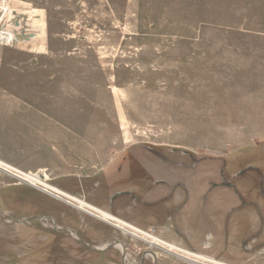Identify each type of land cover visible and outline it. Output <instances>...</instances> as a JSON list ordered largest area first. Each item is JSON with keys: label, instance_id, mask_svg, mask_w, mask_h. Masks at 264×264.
<instances>
[{"label": "rangeland", "instance_id": "rangeland-1", "mask_svg": "<svg viewBox=\"0 0 264 264\" xmlns=\"http://www.w3.org/2000/svg\"><path fill=\"white\" fill-rule=\"evenodd\" d=\"M262 197L264 0H0V264H264Z\"/></svg>", "mask_w": 264, "mask_h": 264}, {"label": "crops", "instance_id": "crops-1", "mask_svg": "<svg viewBox=\"0 0 264 264\" xmlns=\"http://www.w3.org/2000/svg\"><path fill=\"white\" fill-rule=\"evenodd\" d=\"M195 191H196V189L195 190L193 189V191L191 190V192L188 191V198L186 199V202L182 201V203H183L182 207L178 210V212H176V214H177L176 218L174 217V215L169 216L170 221L176 222V231L173 230L174 235H176V238L180 241V244H183L184 247H186L187 251H192L187 245H191V246L193 245L194 246L193 250H195L196 253L197 252L198 253H208V254H210V257H214L213 260H217V256H214L215 253H212V251H209L210 249H212L213 251H217L218 247L213 248L215 242L208 244V246L206 245L207 247L204 246L205 244L202 242V240H199V239H197V237L192 236V234H193L192 223L190 225V222H192L191 220H196V219L202 217L203 219L207 220V224H209L213 227V232H214V230L217 227H220L219 222L221 220V218H220L221 215L227 216L228 211L232 210L234 205L229 207L226 204H224L223 201H221V200L218 201L216 199H208L207 198L208 200L203 199L200 201V206H198V208H199L198 216H194V215L190 216L191 210H192L191 209L192 204H190L189 201H192V199H190V198L192 195H195ZM199 199H201V198H199ZM101 208H104V207H101ZM104 209H106V208H104ZM106 210H108L112 214H118L120 212L124 215L121 216L120 214H118L119 217H123L124 219L131 222L132 224H134L136 226L139 225L142 228L144 225L147 224V226H148L150 223L158 224V225H160V223H164V221L161 222L162 219L158 222L153 218H151V219L150 218H147V219L142 218L144 220V222H141V219H139L137 217H136L137 218L136 219L134 217L135 214L131 210L130 206H129V208H124V210H123V208H120V207H116V209H115L114 204H111L110 207H107ZM252 210H250V211L249 210L246 211L245 209L236 210V211H238V212H236V214L242 215V216H238V217L246 219V224H245L244 230L245 229H249V230L251 229V227H250V222H251L250 215L252 214L251 212H254ZM196 211H197V209H196ZM196 211H195V213H196ZM146 220H147V222H145ZM142 223H145V224H142ZM229 223H231V219L229 220ZM233 226H234L233 232L230 231L232 233L231 236L234 239L242 238L241 236L243 235L242 233L244 232V230H242L241 226H239L237 224V220H235V223L233 224ZM182 238H185V240H183ZM215 238L219 239V236L217 234H215ZM228 243H230L229 237L227 238V249H229V247H230V244L228 245ZM207 251H209V252H207ZM207 260H209V259L207 258ZM225 264H229L228 261L225 262Z\"/></svg>", "mask_w": 264, "mask_h": 264}, {"label": "bare ground", "instance_id": "bare-ground-1", "mask_svg": "<svg viewBox=\"0 0 264 264\" xmlns=\"http://www.w3.org/2000/svg\"><path fill=\"white\" fill-rule=\"evenodd\" d=\"M46 178H47V175L44 173H29L28 177H26L27 181H29V179H31V181H29V183H31V182H42V180H45ZM32 184H34V183H32ZM262 198H264V197H262Z\"/></svg>", "mask_w": 264, "mask_h": 264}, {"label": "flooded vegetation", "instance_id": "flooded-vegetation-1", "mask_svg": "<svg viewBox=\"0 0 264 264\" xmlns=\"http://www.w3.org/2000/svg\"><path fill=\"white\" fill-rule=\"evenodd\" d=\"M145 204H147V203L145 202ZM147 205H148V204H147ZM169 215H170V216H172V214H171V213H170ZM255 238H256V237H254V239H255Z\"/></svg>", "mask_w": 264, "mask_h": 264}]
</instances>
